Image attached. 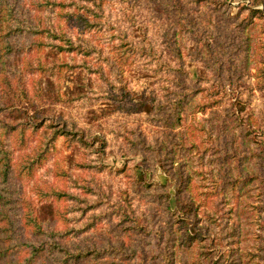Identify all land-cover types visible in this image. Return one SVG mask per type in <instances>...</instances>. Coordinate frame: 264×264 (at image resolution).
Returning <instances> with one entry per match:
<instances>
[{"label":"trees","instance_id":"1","mask_svg":"<svg viewBox=\"0 0 264 264\" xmlns=\"http://www.w3.org/2000/svg\"><path fill=\"white\" fill-rule=\"evenodd\" d=\"M231 1L173 0L175 26L164 34L171 66L149 39L127 37L138 0H0V264H244L239 219L250 217L251 202L261 218L255 264H264V110L252 105L264 81L251 82L264 66L250 73L249 59L252 35L264 31V0ZM188 4L208 20V34L196 30ZM113 5L125 28L111 20ZM213 13L232 27L222 32ZM185 54L209 67L202 82L187 84ZM136 58L173 72L159 98L139 104L162 137L151 143L132 127L116 128L143 158L114 168L92 157L111 146L104 137L51 107L134 100L122 66ZM68 74L72 86L62 88ZM196 113L207 114L198 122L206 141L186 123ZM72 149L80 159L64 154ZM145 153L165 173L161 186L148 181ZM106 170L124 183L114 187ZM192 172L205 202L191 194ZM135 194L144 209L134 207Z\"/></svg>","mask_w":264,"mask_h":264},{"label":"rangeland","instance_id":"2","mask_svg":"<svg viewBox=\"0 0 264 264\" xmlns=\"http://www.w3.org/2000/svg\"><path fill=\"white\" fill-rule=\"evenodd\" d=\"M168 1L170 6H168ZM138 0V5H136V22H133L132 26L126 27V22L120 17V13L117 11V5H113L110 8L111 20L114 22H119V24L125 28L127 32V37L132 39L135 43L139 42L144 44L142 38L149 39L151 45L154 46L156 54L158 51L162 52V57L171 66L175 65V59L172 52L169 50L167 43L164 41V34L169 32L171 28L175 26V19L177 18L176 10L172 9L173 0ZM242 0H232L230 2L231 6L235 8L238 5V2ZM245 1L244 3H247ZM184 10L191 11L192 16L196 20L195 28L197 31H205V34H208L211 29L207 25V19L200 16V12L190 4L184 5ZM235 11V9H234ZM117 13V15H115ZM221 15L213 13L216 26L224 32L226 29L231 28L232 26L227 25ZM116 17L121 19L120 21L115 20ZM101 35V32L98 33ZM108 34V33H103ZM102 34V35H103ZM101 35V36H102ZM192 36H190V39ZM253 45L251 46L252 51H250L249 59L251 60L250 73L256 72L255 66H264L257 61L256 51L262 52L264 45V31L256 30L252 35ZM104 43L103 39L99 41ZM104 45V44H103ZM186 75L185 79L187 84L190 86L193 85L196 81H203L201 77L205 76L209 71L202 61L196 58L193 54H185L183 56L182 64ZM166 68V67H165ZM161 68L157 69V65L154 61L148 58H136L132 63L127 62L122 66L123 76L127 79L131 90L133 91L135 98L134 100H124L123 102H118L113 98H100L93 100H85L84 103H73L70 106H62L60 104L52 105V109L55 113H61L63 118L68 123H76L80 128L89 129L91 134H96V136L104 137L105 140L111 144V146L105 149V153H101L99 150V155H92L98 161H101L103 164H108L114 168L121 167L125 159H130L133 163L141 161V155L137 153L135 149H130V147L123 142L121 136L116 135L115 129L122 130V125L127 127H132L136 131L140 132L145 136L148 142H155L160 140L162 137V126L155 121L154 119H148L152 113H146L144 109L139 105L141 102L148 103L152 96L160 97V90L158 86L161 84H170L163 80L164 77L172 76L173 72L171 70ZM165 72V73H163ZM257 77H252L251 82H258L261 84L264 81V72L261 70L258 71ZM72 76L66 75V78L59 81V84L62 88L67 86H72ZM252 105L255 109L264 110V89L261 91L255 89V96L253 98ZM207 114L196 113L191 114L188 117L186 123L193 124V128L197 127V134L199 140H208L206 130L200 129L201 123H198L206 117ZM185 122V121H184ZM183 122V123H184ZM205 123V122H203ZM205 128H208L205 125ZM200 129V130H199ZM195 132V131H193ZM188 136L189 133L187 132ZM197 137V136H196ZM60 145V141L58 142ZM121 145L122 150L125 152V156H120L118 146ZM64 154H73L76 159H80L81 156L77 153L76 149L65 150ZM116 154V155H115ZM144 163L146 168L149 169L148 181L161 186L165 182V173L163 170L155 164L153 160L150 159L149 154L145 153ZM99 156V157H98ZM66 166L67 163H64ZM207 169V167H204ZM113 170V169H112ZM193 170H197L196 167ZM114 172V171H113ZM76 174H81L78 171ZM102 176L109 180L111 184L115 187L117 184L124 183L120 180L119 175L109 174L106 170L102 173ZM192 179L190 182L191 194L194 196L196 202H205L204 199H198L196 193L202 190L201 188H195V184H200L202 180L201 176H197L194 172L191 174ZM205 179L203 182H207ZM205 188V187H204ZM207 189V188H205ZM173 191V187H170V192ZM201 198H203L201 196ZM148 202L142 197H138L137 194L134 195V207L136 210H142L145 208ZM256 202H251L249 206V218L244 219L240 218V228L243 232V237L241 242L238 244L237 254L241 256L242 262L244 264H255L260 261L259 255L261 252L258 250L259 238H258V222L261 220L260 216L257 214L255 209ZM210 208V207H208ZM201 214V211H200ZM264 214V213H263ZM202 216V215H201ZM249 222V223H247Z\"/></svg>","mask_w":264,"mask_h":264}]
</instances>
